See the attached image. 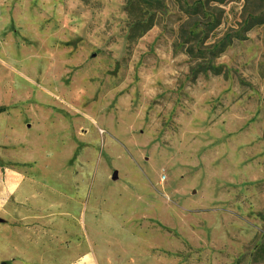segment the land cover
I'll return each instance as SVG.
<instances>
[{"label": "rangeland", "instance_id": "374dc122", "mask_svg": "<svg viewBox=\"0 0 264 264\" xmlns=\"http://www.w3.org/2000/svg\"><path fill=\"white\" fill-rule=\"evenodd\" d=\"M125 1L0 0V264H264V23L194 76L177 5L129 42Z\"/></svg>", "mask_w": 264, "mask_h": 264}, {"label": "trees", "instance_id": "16d2710c", "mask_svg": "<svg viewBox=\"0 0 264 264\" xmlns=\"http://www.w3.org/2000/svg\"><path fill=\"white\" fill-rule=\"evenodd\" d=\"M168 0H126L125 11L131 21L127 40L134 42L138 37L151 28L152 15L167 6ZM182 14V23L179 28V37L184 45L189 47L190 56L197 60L192 67V74L210 72L221 74L220 66L213 63L223 49L235 39H241L242 33L258 23H264V0H245V6L252 5V13L247 15L244 27L228 36H224L217 43H212L207 48L202 44L208 39V34L221 25V13L210 12L211 6L222 0H171ZM150 14L149 17L145 15ZM195 46L199 50H195ZM3 108L0 107V111Z\"/></svg>", "mask_w": 264, "mask_h": 264}, {"label": "crops", "instance_id": "0c3cea01", "mask_svg": "<svg viewBox=\"0 0 264 264\" xmlns=\"http://www.w3.org/2000/svg\"><path fill=\"white\" fill-rule=\"evenodd\" d=\"M85 254H88V253H85ZM88 255H89V254H88ZM90 260H91V259H90ZM70 263H71V262H70ZM70 263H69V264H70ZM72 263L74 264L75 262H72ZM79 264H80V263H79ZM81 264H89V263H88V261H85L84 263H81ZM90 264H97V262H96L95 259H94V261H92V260L90 261Z\"/></svg>", "mask_w": 264, "mask_h": 264}, {"label": "water", "instance_id": "95a60500", "mask_svg": "<svg viewBox=\"0 0 264 264\" xmlns=\"http://www.w3.org/2000/svg\"><path fill=\"white\" fill-rule=\"evenodd\" d=\"M116 177H117V173H116V171H114L112 174V179H116Z\"/></svg>", "mask_w": 264, "mask_h": 264}, {"label": "built area", "instance_id": "2783aa9c", "mask_svg": "<svg viewBox=\"0 0 264 264\" xmlns=\"http://www.w3.org/2000/svg\"><path fill=\"white\" fill-rule=\"evenodd\" d=\"M161 181H164L165 180V176L163 175L161 178H160Z\"/></svg>", "mask_w": 264, "mask_h": 264}]
</instances>
